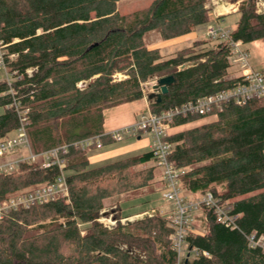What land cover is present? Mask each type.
<instances>
[{
  "label": "trees",
  "instance_id": "obj_1",
  "mask_svg": "<svg viewBox=\"0 0 264 264\" xmlns=\"http://www.w3.org/2000/svg\"><path fill=\"white\" fill-rule=\"evenodd\" d=\"M209 1L153 0L121 14V0H0V47L11 76L0 81V142L18 126L16 104L28 110L31 149L41 154L104 135L107 112L143 100V86L152 80L174 79L167 93L157 91L160 100H150L157 115L238 85L241 78L230 76L228 42L199 40L169 56L145 43L151 31L172 40L211 22ZM230 2L238 3L233 40L245 46L264 39L257 0ZM207 117L214 119L180 129ZM171 129L165 141L184 196L211 193L239 216L232 230L202 205L203 232L188 234L185 264H264L261 249L249 245L253 234L264 236V99L230 103L206 116H177ZM61 157L68 197L21 207L0 220V264L178 262L166 215L117 220L112 229L99 222L106 200L157 182L155 166L144 167L156 161L152 149L98 167L88 151L70 147ZM59 176L58 166L21 164L15 174L0 176V202Z\"/></svg>",
  "mask_w": 264,
  "mask_h": 264
},
{
  "label": "built area",
  "instance_id": "obj_2",
  "mask_svg": "<svg viewBox=\"0 0 264 264\" xmlns=\"http://www.w3.org/2000/svg\"><path fill=\"white\" fill-rule=\"evenodd\" d=\"M258 13H264V0H258ZM205 36L210 41L228 42L231 46L232 54L229 57L230 68L239 69L241 82L233 88L219 92L217 94L200 98L195 102H189L182 107L173 108L162 112V114H153L148 111L136 123L130 124L102 136H92L74 142L71 146L64 145L60 148L49 150L42 155L43 162L40 164L44 168L58 166L60 176L54 183L41 186L34 192L9 197L7 200L0 202V220L12 211H16L21 207H32L41 204L53 202L58 196L68 197V185L64 170L67 162L61 156L66 154L70 147L80 151L99 150L104 147V138H108L113 142H122L127 139L138 138L144 134H150L153 138L152 151L158 166L162 169L165 191L163 198L173 205L174 210L170 213L168 220L170 227L174 230L171 235L173 246L178 253V262L176 264H185L187 256H189L186 238L189 233H195L193 229V215L200 210L202 205L213 208L218 216V221L226 227L237 228V220L239 216L228 214L224 210V205H220L219 201L211 194L207 193L201 200L189 199L184 196L178 176L179 172L170 161L172 153V145L165 141V138L171 129L174 119L177 116L200 115L206 116L212 111H222L224 107L230 103L236 105H244L254 99H264V72L255 71L249 62V55L244 49V44L240 40H233L232 32L222 26L211 25L206 30ZM12 58L16 56L12 55ZM0 68L7 71V63L2 47H0ZM31 73V71H29ZM116 79L121 80L124 76L118 74ZM11 80L8 79V82ZM84 83L78 85L79 88L84 87ZM159 80H152L144 84V100L150 105V94L158 91ZM18 114V126L14 131V136H8L0 142V176H11L15 174L21 164H37L39 156L31 151L30 141L28 137V110L20 109L16 104ZM23 150L29 151V156L25 159H14L7 161L8 156H17ZM158 212L155 211V214ZM164 214V212H161ZM153 214V215H155ZM151 216V215H150ZM106 228L112 229L116 227L117 221H112L103 215L99 220ZM121 223H127L121 220ZM202 233V232H200ZM249 245L252 248L261 249L264 254V236L257 237L255 234L249 237ZM196 255H199L198 251ZM203 255L210 257L209 253L203 252Z\"/></svg>",
  "mask_w": 264,
  "mask_h": 264
},
{
  "label": "rangeland",
  "instance_id": "obj_3",
  "mask_svg": "<svg viewBox=\"0 0 264 264\" xmlns=\"http://www.w3.org/2000/svg\"><path fill=\"white\" fill-rule=\"evenodd\" d=\"M152 1L153 0H121L119 4V11L121 14L134 12L136 10L148 7L152 3ZM208 7L212 10L213 18L211 22L199 26V28L196 29L194 34L172 40H164L157 32L151 31L145 35L146 45L150 47L160 48L163 55H172L177 51L191 47L196 41L194 40L196 37H198L199 40L216 43L215 41H210L206 39L205 33L207 28L211 25H214L222 26L226 29L232 30L239 18L238 14H235L238 10V3H231L230 0H210ZM244 49L249 55L250 66L255 71L264 72V39L245 45ZM11 59L14 58L11 57ZM240 75L241 73L239 69L233 68L230 70L231 77H238ZM8 79L11 80L9 70L4 71L2 68H0V81H8ZM160 92H157L158 94L155 96H153L155 92L150 94V100H157L158 95H160ZM145 104L146 102L144 100H141L136 104L127 105L125 107H119L117 109L108 111L107 115L109 119L106 124L107 128L113 129L122 125H130L129 123H136L144 114L148 113V111L146 112V109H144ZM149 111L151 112V110ZM0 113H2V110H0ZM213 119V117H207L201 120L200 122L181 127L180 129L183 130L185 128H190L195 125L210 122ZM172 131L173 129H170L168 133H171ZM11 135L14 136V132L10 133L8 136ZM150 144H153L152 135L144 134L142 136L141 143L139 142L138 138L127 139L122 142H112L111 144H109V146H104L102 149L99 150H91L88 153L92 166L98 167L118 159H122L129 156H137L139 154L145 153L150 150ZM41 154H35L37 156L40 155L36 161L40 164L43 162ZM28 156L29 151L23 150L19 153V155L8 156L6 159L7 161H11L14 159H25ZM148 166H155L157 182L148 188L123 194L121 196H116L114 198L106 200L105 207L102 210L103 215H105L106 218L111 219L112 221L122 220L125 222H132L153 215L155 214V211L159 213L164 212V214L169 217L170 213L174 210V207L172 204H169V202H167L163 198L165 184L162 169L158 166L156 161L150 162ZM20 194L21 193H17L12 196ZM205 195H200L198 197L188 196V198L201 200ZM202 218V210H198L194 213L192 225L195 233L203 232L201 228L203 222Z\"/></svg>",
  "mask_w": 264,
  "mask_h": 264
},
{
  "label": "crops",
  "instance_id": "obj_4",
  "mask_svg": "<svg viewBox=\"0 0 264 264\" xmlns=\"http://www.w3.org/2000/svg\"><path fill=\"white\" fill-rule=\"evenodd\" d=\"M212 18H213V15H212ZM199 27H197L196 29H198ZM208 29V28H207ZM196 31V30H195ZM195 32H193L192 34H194ZM192 34H190V35H192ZM206 37V36H205ZM194 40H196V41H199V39H198V37H196ZM195 41V42H196ZM148 48H150V49H154V48H158V47H150V46H147ZM158 49H160V48H158ZM167 56V55H166ZM169 56V55H168ZM153 96H155V95H153ZM144 100V99H143ZM145 102H146V104L144 105V109H146L145 111L147 112V111H149V104H148V102L146 101V100H144ZM132 104H136V103H132ZM132 104H129V105H132ZM125 106H127V105H125ZM125 106H121V107H125ZM146 107V108H145ZM117 108H119V107H117ZM117 108H114V109H117ZM113 110V109H112ZM108 115L106 116V123H105V131H106V133H108V132H110V131H112V130H115V129H118V128H121V127H123V126H125V125H122V126H119V127H116V128H107V126H106V124H107V121H108ZM135 122V121H134ZM133 123V122H132ZM129 124H131V123H129ZM127 125V124H126ZM139 139V142L141 143V141H142V136L140 137V138H138ZM106 146H109V145H106ZM149 147H150V150H151V148H152V145L150 144L149 145ZM88 158H89V161H90V163H91V160H90V157H89V153H88ZM91 165H92V163H91ZM144 167H149L148 166V164L147 165H145Z\"/></svg>",
  "mask_w": 264,
  "mask_h": 264
},
{
  "label": "water",
  "instance_id": "obj_5",
  "mask_svg": "<svg viewBox=\"0 0 264 264\" xmlns=\"http://www.w3.org/2000/svg\"><path fill=\"white\" fill-rule=\"evenodd\" d=\"M173 77H167L159 80V85L157 89H160L161 93L165 94L168 92V86L173 83ZM160 95H158V100H160Z\"/></svg>",
  "mask_w": 264,
  "mask_h": 264
}]
</instances>
